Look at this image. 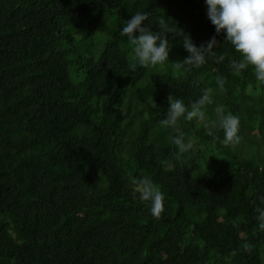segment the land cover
<instances>
[{
    "label": "trees",
    "instance_id": "obj_1",
    "mask_svg": "<svg viewBox=\"0 0 264 264\" xmlns=\"http://www.w3.org/2000/svg\"><path fill=\"white\" fill-rule=\"evenodd\" d=\"M136 12L197 46L216 35L205 0H0V264H264V84L230 70L223 34L221 63L177 69L188 53L169 33L168 61L132 71L120 32ZM204 88L206 116H238L241 142L181 118V154L167 97L190 108ZM129 174L160 188L161 219Z\"/></svg>",
    "mask_w": 264,
    "mask_h": 264
},
{
    "label": "clouds",
    "instance_id": "obj_2",
    "mask_svg": "<svg viewBox=\"0 0 264 264\" xmlns=\"http://www.w3.org/2000/svg\"><path fill=\"white\" fill-rule=\"evenodd\" d=\"M207 5V17L215 27L216 35L223 34L224 43L229 44L239 54V59H230L229 68L234 74L251 67L256 80L264 84V0H205ZM149 19V12H136L123 26L120 35L127 37L135 63L132 71L137 68H155L164 65L169 59L168 34L173 38L183 37V47L188 55L175 65L177 69L184 68L190 71L192 68H200L210 60L221 63L225 56L214 51L220 42L214 35L209 41L197 46L190 36L176 26H170L163 17L158 21L159 31H152L144 26ZM138 33V34H137ZM216 83L221 92L224 91L225 80L217 77ZM213 90L202 89L200 97L191 103L190 108L175 96L169 94L167 100L169 108L167 116L161 121L165 128H172L176 135L172 142L178 147L179 153L189 151L192 142L185 143L184 134L178 122L181 118L191 122L196 120L204 127L208 135H213L215 129L223 131L221 143L225 147H235L241 142L240 118L230 112L226 113L223 106H216L213 111L215 119L206 116L205 109L214 103ZM222 158V157H221ZM129 183L134 199L146 204L152 217L159 220L164 213V195L148 177L136 178L129 174ZM264 204V196L259 197ZM258 214L256 219L258 227L264 231V208L255 207ZM247 246H245L246 248ZM232 255H236L235 252Z\"/></svg>",
    "mask_w": 264,
    "mask_h": 264
}]
</instances>
